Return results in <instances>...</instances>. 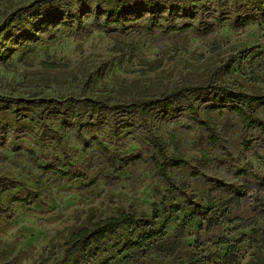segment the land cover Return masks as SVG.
<instances>
[{"label": "rangeland", "instance_id": "obj_1", "mask_svg": "<svg viewBox=\"0 0 264 264\" xmlns=\"http://www.w3.org/2000/svg\"><path fill=\"white\" fill-rule=\"evenodd\" d=\"M35 1L41 3L8 24L6 14ZM259 3L264 8V0H156L154 12L147 14L146 0H133L136 13L122 17L163 16L178 26L223 21L208 35L198 36L149 31L142 19L105 27V7L94 0H0V51L7 52L5 58L0 55V264H40L47 258L48 264H99L108 258L109 264H177L193 257L199 259L197 264H221L227 246L210 244L221 237L231 243L245 238L236 250L239 264H252L258 253L264 256V133L257 129L244 133L238 117L228 110L216 111L210 114L219 142L214 149L208 143L209 132L200 125L205 110L235 103L225 102L221 92H194L176 100L167 114L159 101L176 87L205 83L264 96V20L237 22L248 15L258 17ZM58 15L64 19L42 24ZM37 38L35 53L21 60L23 46ZM115 43L132 45L135 53L113 52ZM213 46L220 49L210 53ZM40 62L67 67L43 69ZM149 66L157 70L138 73ZM59 98L78 102L75 115ZM85 100L100 102L99 110L87 109ZM135 101L145 102L147 109L123 106ZM253 109L256 120L264 122V100ZM169 133L175 135L186 162L178 169L170 161ZM94 139L122 156L139 154L146 159L152 152L176 190H170L150 161L121 171L109 169ZM152 141L163 143V157L150 146ZM46 165L83 178L44 173L41 168ZM239 171L252 172L258 179L240 176ZM38 177L42 195L33 200ZM95 179L97 183L90 185ZM230 186H235L234 193ZM208 195L214 201L208 218H217L218 225L206 230L201 220L190 224L174 256L153 249L119 253L126 241L159 229L169 215L162 213V202L167 208L177 205L180 211L170 216L164 236L147 243H172L184 217L207 211ZM233 195L239 204L224 207ZM154 206L159 217L150 227H120L106 236L95 259L83 260L81 245L66 252L69 238L89 221L119 213L148 221ZM234 218L246 224H229ZM199 226L201 247L196 249ZM94 249L91 245L86 252Z\"/></svg>", "mask_w": 264, "mask_h": 264}, {"label": "trees", "instance_id": "obj_2", "mask_svg": "<svg viewBox=\"0 0 264 264\" xmlns=\"http://www.w3.org/2000/svg\"><path fill=\"white\" fill-rule=\"evenodd\" d=\"M87 1V0H85ZM95 2L102 3L105 7V10L103 12V15L106 17V20L104 22V26L108 27L110 25L113 26H121L125 22L130 21H136L139 19H142L145 21V25L149 31L153 30H159L162 31L164 35H169L172 33H178V34H185V33H192L198 36H206L208 35L213 28L216 25L221 24L223 21L218 19L206 20V21H198L192 24H182L180 26L174 25L170 23L169 18H162L163 16H149L148 18H122L124 16L132 15L135 12V8L133 6V0H94ZM185 1V0H184ZM188 1V0H186ZM156 0H146V10L145 12L147 14H152L153 7L155 6ZM41 3L40 1L32 2L31 4L22 7L17 8L13 10L11 13L5 15V19L8 21V24H12L15 21H19L21 19V15L25 13L26 11L30 9H34L37 5ZM257 11L259 13V16L256 17L254 15H248L246 18H237V22L240 24H247V23H255L259 20H264V8L261 3L258 4ZM38 17L43 16L42 13H37ZM60 15L51 16L48 20H45L42 22V24H48L52 22L53 20H63ZM79 21V18H76ZM162 22H166V26L161 24ZM64 25V24H63ZM66 26V25H64ZM38 41V38L31 42V44H26L23 46V53L20 57L21 60H23L27 55H31L35 53L36 51V43ZM220 48L218 46H213L210 49V53L217 52ZM116 53H131L132 55L135 53V47L132 45H125L122 43H115L114 48L111 50ZM0 55L2 58H5L7 56V52H1ZM175 55V54H174ZM174 57L170 58V61H172ZM39 67L43 69H51V70H60L65 69L67 66L64 64H53L48 62H40ZM157 70V68L154 67H146L145 70L139 71L138 73L142 76L147 75L148 73H153ZM257 81V79H254ZM209 91L212 93H222L223 100L228 103H235V105L228 107L224 105H213L211 107L206 108L204 113V120L200 123L202 127H204L208 132V143L209 145L214 148L218 149V135L216 134L215 125L213 124L210 114L216 111L220 110H228L231 115H234L238 117L242 123L243 131L244 133H248L251 129H257L260 132L264 133V122L257 121L256 120V112L253 109V105L256 103H260L264 100V96H253L246 93L241 92H235L232 90H229L227 88H220L216 85H213L211 83H205L201 84L199 86H192V87H186V88H174L169 93H164L160 95L159 101L163 104V107L167 114H171L173 112V103L182 98H187L191 93L194 92H205ZM218 95V94H216ZM59 101H66L69 103L72 115H75L76 109L78 106V102L73 98H59ZM107 103H110V100H107ZM87 109L92 111L93 113L97 112L101 106L100 102L94 101V100H85L84 102ZM145 102H132L127 105H123L128 110H136V109H142L144 112L147 107H144ZM192 109V108H191ZM168 143L169 146L172 148L173 154L171 156V164L172 168L178 169L186 164L183 155L181 154L177 141L175 138V135L173 133H169L168 136ZM94 143L101 151L104 162L106 166L109 169H112L114 171H121L126 170L127 168L134 166L137 162H144V161H150L153 163L156 174L164 179L166 183L168 184L170 190H176V186L171 180V177L166 173L165 168L163 166V163L155 154L152 152H149L146 159H143V157L139 154L137 155H128V156H122L117 153H112L105 145H103L101 142H99L97 139H94ZM162 142L161 141H152L150 142V146L156 149L157 153L160 155V157H163L162 152ZM247 149V148H246ZM225 152V151H224ZM29 154L34 157V154L29 152ZM203 160L205 163H207L208 159L206 155H203ZM41 170L44 173L52 172L56 175H59L62 179H68V180H75V179H82L83 176L77 172H63L60 168H57L52 165H46L45 167L41 168ZM252 172H244L239 171L238 174L240 176H252L254 179H258L254 174H249ZM193 176H197V174L194 172ZM41 177H38L35 183V194L32 196L33 200H38L42 195L41 190ZM97 183V180H93L90 185H94ZM229 191L231 193H234L235 186L228 187ZM2 193H0V203L2 200ZM14 202L18 203H26L23 199H15ZM208 209L204 213H192L182 219L180 224L177 227V234L175 240L170 244H152L147 243L148 241H151L158 236H164L165 231L167 229L168 223L170 221V216L173 214H176L180 211V207L177 205L169 206L168 208L164 205L162 202L159 207L162 210V213L166 215L169 214L161 224L158 230H152L150 232H147L145 234H142L138 237V239L134 242L126 241L121 249L119 250V253H126L129 251H132L134 249H143L144 252H148L151 249H153L156 253L162 256L171 257L176 254V252L179 249V241L184 238L185 231L187 227L194 223L197 220H201L202 222L206 223V230L211 229L214 226L218 225V219L215 217L209 216V211L214 205V201L208 195L206 199ZM239 204V197L236 195H233L227 202L222 204L224 207L228 208L230 205H238ZM157 206L153 207L151 218L150 220H144L142 218H137L135 215L128 214V213H119L116 216L108 217L104 220L98 221L97 223H93L92 221H89L87 225L80 229L76 234H73L68 242L66 243V252L71 253L73 250L78 248L80 245L82 246V259L83 260H89V259H95L96 253L101 249L102 242L106 238L107 235H114L115 231L119 229L120 227H133V226H142V227H150L152 225L153 221H156L159 217V213L157 211ZM235 222H239L240 225L246 224V222L239 218H234L233 220L229 221V224H233ZM203 230L202 226L198 227V233L196 234V242L195 247L198 249L201 247V244H197V241L199 239V232ZM251 233L255 236L258 234V231L255 229H251ZM245 241L244 237H239L232 243L226 240L225 238L221 237L218 238L216 242L210 243L211 246L217 247L219 245H225L227 246V250L223 256V260L221 264H239L238 258L236 255V250L240 244H242ZM94 245L95 249L93 251L86 252V249ZM50 261V258L44 259L41 261L40 264H48ZM199 259L197 257H193L191 259L185 260V261H179L177 264H197ZM111 262V258L105 259L99 264H109ZM73 264H79V261H75ZM252 264H264V256L261 253H258L252 262Z\"/></svg>", "mask_w": 264, "mask_h": 264}]
</instances>
